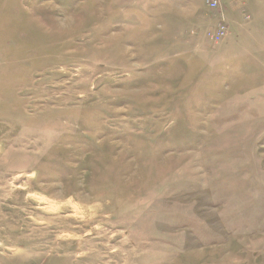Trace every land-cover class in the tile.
Segmentation results:
<instances>
[{"label":"rangeland","instance_id":"rangeland-1","mask_svg":"<svg viewBox=\"0 0 264 264\" xmlns=\"http://www.w3.org/2000/svg\"><path fill=\"white\" fill-rule=\"evenodd\" d=\"M216 1L0 0V264H264V0Z\"/></svg>","mask_w":264,"mask_h":264},{"label":"built area","instance_id":"built-area-1","mask_svg":"<svg viewBox=\"0 0 264 264\" xmlns=\"http://www.w3.org/2000/svg\"><path fill=\"white\" fill-rule=\"evenodd\" d=\"M206 3H207V5L209 6V8L210 9H215L216 7H217V5H218V1H216V0H206ZM225 36V28L224 27H221L218 31H217V33H215L214 35H213V39H215V40H221L223 37Z\"/></svg>","mask_w":264,"mask_h":264}]
</instances>
